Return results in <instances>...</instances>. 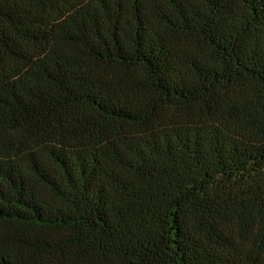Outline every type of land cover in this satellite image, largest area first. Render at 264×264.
Returning a JSON list of instances; mask_svg holds the SVG:
<instances>
[{"label":"trees","instance_id":"obj_1","mask_svg":"<svg viewBox=\"0 0 264 264\" xmlns=\"http://www.w3.org/2000/svg\"><path fill=\"white\" fill-rule=\"evenodd\" d=\"M0 264H264V0H0Z\"/></svg>","mask_w":264,"mask_h":264}]
</instances>
